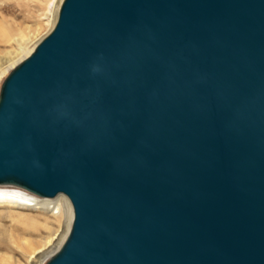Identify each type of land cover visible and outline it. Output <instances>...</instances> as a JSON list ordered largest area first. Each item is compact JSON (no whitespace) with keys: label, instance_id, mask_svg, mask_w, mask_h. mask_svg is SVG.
Listing matches in <instances>:
<instances>
[{"label":"water","instance_id":"water-1","mask_svg":"<svg viewBox=\"0 0 264 264\" xmlns=\"http://www.w3.org/2000/svg\"><path fill=\"white\" fill-rule=\"evenodd\" d=\"M0 183L70 201L44 264H264V0H61L1 82Z\"/></svg>","mask_w":264,"mask_h":264},{"label":"rangeland","instance_id":"rangeland-1","mask_svg":"<svg viewBox=\"0 0 264 264\" xmlns=\"http://www.w3.org/2000/svg\"><path fill=\"white\" fill-rule=\"evenodd\" d=\"M61 0H0V34L3 31L5 37L0 36V78L17 65L35 47V45L50 31L57 17V9ZM36 30V31H35ZM35 32V33H34ZM18 34L30 37L25 43L19 45ZM34 34V35H33ZM7 52H17L16 60L6 61ZM0 80V83L3 81ZM62 197L68 198L64 195ZM59 198V197H58ZM55 203V199L41 200ZM69 202V201H68ZM18 213L31 217L40 223L49 220V225L57 230L55 239L43 249H39L34 258L28 261L32 249L22 246L21 239L27 240L32 247H36L46 236L45 231L36 232L35 225L26 218H19ZM66 217L60 224L55 223L54 218L42 210H29L24 208H0V254H6L15 259L19 264H44L48 257L58 248L61 238L66 234ZM27 244V243H25ZM29 245V244H27ZM38 250V251H39Z\"/></svg>","mask_w":264,"mask_h":264},{"label":"bare ground","instance_id":"bare-ground-1","mask_svg":"<svg viewBox=\"0 0 264 264\" xmlns=\"http://www.w3.org/2000/svg\"><path fill=\"white\" fill-rule=\"evenodd\" d=\"M58 11V9H57ZM57 14V12H56ZM36 31V30H35ZM35 33V32H34ZM7 35V34H6ZM3 31L1 32L0 36L3 38L6 36ZM18 34L19 38V45H22V43H25L26 40H28L30 37H26V35H21ZM34 35V34H33ZM14 55H17V52H7L6 54V61H13V63L16 62L14 61L15 57ZM16 65L12 66L15 67ZM10 68V70L12 69ZM9 73V72H8ZM7 72L0 78H4L7 74ZM1 85V83H0ZM61 195H64L62 193L56 194L54 197H44V196H39L33 192H30L23 187H20L15 184H10V183H0V208L1 207H8V208H24V209H29V210H42L44 212L49 213L53 218L55 223L61 222L62 218L65 216L66 217V234L69 230L71 221H72V207L70 204V201L67 200L66 198L62 197ZM65 196V195H64ZM57 197V201L55 203H50L48 201H40L41 200H50V199H55ZM59 197V198H58ZM69 201V202H68ZM19 218H26L28 221L33 222L32 224L35 225L34 230L38 233L40 231H45L47 233V236L41 241L38 242L36 247H32L31 243L28 242L27 240L21 239L20 243L22 246H28L31 247V253L29 255L28 261L34 258V256L40 252L41 249L45 248L47 245H49L56 237L57 235V230L54 229L52 226L49 225V220L45 218V222L40 223L37 220L27 217L25 215H22L18 213ZM66 234L61 238V242L64 240ZM29 245H27V244ZM25 246V247H26ZM40 249V250H39ZM39 250V251H38ZM49 258V257H48ZM48 260V259H47ZM46 260V261H47ZM0 264H19L15 259L10 257L9 255L6 254H0Z\"/></svg>","mask_w":264,"mask_h":264}]
</instances>
